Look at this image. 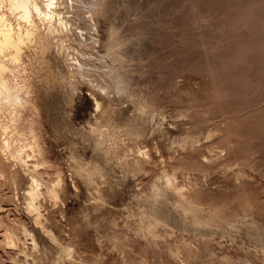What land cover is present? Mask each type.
Wrapping results in <instances>:
<instances>
[{
  "label": "rangeland",
  "instance_id": "obj_1",
  "mask_svg": "<svg viewBox=\"0 0 264 264\" xmlns=\"http://www.w3.org/2000/svg\"><path fill=\"white\" fill-rule=\"evenodd\" d=\"M106 2L97 16V49L106 55L108 32L116 28L132 92L114 104L121 158L104 161L92 182L74 172L76 159L96 158L87 134L100 114L89 78L76 81L58 117L43 105L53 164L48 176L60 171L66 184L60 205L43 201L57 239L32 221L22 200L9 201L3 214L25 219L41 254L27 255L31 240L23 236L20 249L0 246V264H223L224 256L264 264L261 245L246 227L212 235L210 254L201 236L153 223L146 201L163 183V170L177 167L178 181L206 207L244 213L249 203V213L264 226V0ZM137 98L153 102L156 114L141 111ZM143 149L152 163L130 171L123 160L133 161ZM69 242L73 257L61 248Z\"/></svg>",
  "mask_w": 264,
  "mask_h": 264
},
{
  "label": "bare ground",
  "instance_id": "obj_2",
  "mask_svg": "<svg viewBox=\"0 0 264 264\" xmlns=\"http://www.w3.org/2000/svg\"><path fill=\"white\" fill-rule=\"evenodd\" d=\"M106 9V0H0V246L3 248L21 247L26 236L31 242L30 250L24 252L41 254L38 253L41 244L25 219L3 214L9 201L22 200L32 221L44 234L57 239L48 225L50 218L43 211V201L60 205L66 184L60 171L54 177L48 176L53 164L43 131V111H47L43 105L52 116L63 114L64 102L74 96L78 79L89 78L94 88L95 109L100 115L86 133L93 140L96 158L90 163L76 159L74 172L92 182L94 175L103 173L104 161L121 158L117 142L120 126L114 104L120 98L132 96V92L130 78L122 71L116 28L108 32L106 55H99L97 49L101 45L97 16ZM135 102L143 112H157L156 105L147 99ZM128 131L132 132L131 125ZM108 143L110 146H106ZM152 160L150 151L143 149L133 161L125 158L123 164L130 171L139 172ZM162 173L163 183L155 184L152 193L146 196L153 223H173L201 236L210 254L212 235L229 233L226 230L229 226L235 230L246 227L247 234L261 245L264 253V226L249 213V203L245 204L244 213L206 207L178 181L177 167L173 171L164 169ZM7 189L11 192H6ZM61 248L64 254L74 256L71 243ZM223 264L237 263L224 256Z\"/></svg>",
  "mask_w": 264,
  "mask_h": 264
}]
</instances>
